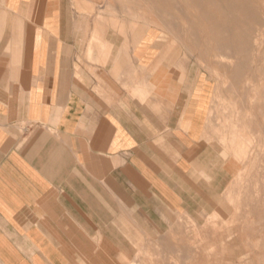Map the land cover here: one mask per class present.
Here are the masks:
<instances>
[{
  "label": "crops",
  "instance_id": "crops-1",
  "mask_svg": "<svg viewBox=\"0 0 264 264\" xmlns=\"http://www.w3.org/2000/svg\"><path fill=\"white\" fill-rule=\"evenodd\" d=\"M82 1L94 6L0 0V264H123L138 229L207 211L227 174L205 140L211 75L195 60L192 71L154 72L148 27L120 23L121 6L143 8L179 38L171 0L159 14L158 0H117L112 17ZM183 1L222 58L216 68L234 71L252 1ZM186 29L200 57V28ZM197 241L175 264L202 263Z\"/></svg>",
  "mask_w": 264,
  "mask_h": 264
},
{
  "label": "rangeland",
  "instance_id": "rangeland-1",
  "mask_svg": "<svg viewBox=\"0 0 264 264\" xmlns=\"http://www.w3.org/2000/svg\"><path fill=\"white\" fill-rule=\"evenodd\" d=\"M68 1L78 11L94 6L82 0ZM88 1L110 16L112 9L119 6L117 0ZM108 1L112 6L107 7ZM251 1L254 14L248 17L252 26L249 45L243 54L231 60L236 69L228 74L216 68L222 58L212 55L198 15L187 1L171 0L169 5L173 24L183 30L179 38L176 31L173 34L166 28L160 16L154 15L151 23L143 8L132 12L121 6V24L148 27L154 72H166L167 67L169 71H192L195 60V71L211 75L206 119V127L211 121L207 128L210 136L205 140L216 149L218 174L220 168L228 169L224 178H218L213 207L191 215L169 211L164 214L163 224L154 225L152 230L138 229L131 254L122 257L123 264H175L180 256L187 261L192 256L187 246L192 238L198 240L201 264L214 260L220 264H264V0ZM166 5L158 0L157 14ZM188 22L200 28L199 44L206 47L200 57L196 35L186 29Z\"/></svg>",
  "mask_w": 264,
  "mask_h": 264
},
{
  "label": "bare ground",
  "instance_id": "bare-ground-1",
  "mask_svg": "<svg viewBox=\"0 0 264 264\" xmlns=\"http://www.w3.org/2000/svg\"><path fill=\"white\" fill-rule=\"evenodd\" d=\"M228 1H229V0H228ZM246 1H247V0H246ZM204 2H205V1H204ZM204 2H203V4H204ZM215 3H216V2H215ZM232 3H233V2H232ZM227 4H228V3H227ZM240 4H241V3H240ZM204 5H205V4H204ZM230 5H231V4H230ZM201 6H202V5H201ZM211 6H212V5H211ZM233 6H234V5H233ZM151 7H152V6H151ZM205 7H206V6H205ZM205 7H204V8H205ZM210 8L213 9L212 7H210ZM221 8H222V6H221ZM230 8H231V7H230ZM232 8H233V7H232ZM214 9H215V8H214ZM216 9H217V8H216ZM222 9H223V8H222ZM224 9H225V8H224ZM209 10H210V9H209ZM217 10H218V9H217ZM211 11H212V10H211ZM211 11H210V12H211ZM225 11H226V10H225ZM202 12H204V11H202ZM219 12H220V10H219ZM222 12H223V11H222ZM233 12H234V11H233ZM217 13H218V12H217ZM217 13H216V11H215V13H214V11H213V14H217ZM223 13H227V12H223ZM228 13H229V12H228ZM228 13H227V14H228ZM242 13H244V12H242ZM202 14H203V13H202ZM206 14H207V13H206ZM211 14H212V13H211ZM211 14H210V15H211ZM221 14H222V13H221ZM210 15H209V16H210ZM219 15H220V14H219ZM228 15H229V14H228ZM241 15H242V14H241ZM243 15H244V14H243ZM205 16H206V15H205ZM234 16H235V15H234ZM245 16H246V15H245ZM245 16H244L243 18H246ZM248 16H249V15H248ZM202 17H203V16H202ZM213 17H214V16H213ZM213 17H212V19H213ZM218 17H219V16H218ZM229 17L232 18L231 16H229ZM203 18H204V17H203ZM205 18H206V17H205ZM214 18H215V17H214ZM224 18H225V17H224ZM240 18H242V16H241ZM216 19H217V17H216ZM221 19H222V18H221ZM232 19H233V18H232ZM246 19H248V18H246ZM210 20H211V17H210ZM210 20H209V21H210ZM219 20H220V19H219ZM222 20H223V19H222ZM224 20H225V19H224ZM224 20H223V21H224ZM228 20H229V18H228ZM236 20H237V19H236ZM214 21H215V20H214ZM210 22H211V21H210ZM210 22H209V23H210ZM221 22H222V21H221ZM211 23H213V20H212ZM217 23H218V22H217ZM219 23H220V22H219ZM237 23H239V22H237ZM215 24H216V23H215ZM220 24L222 25V23H220ZM210 25H211V24H210ZM212 25H213V24H212ZM212 25H211V26H212ZM229 25H230V24H229ZM244 25H245V24H244ZM245 26H246V25H245ZM209 27H210V26H209ZM242 27H244V26H242ZM245 28H246V27H245ZM245 28H244V29H245ZM210 29H211V28H210ZM214 29H215V28H214ZM216 29H217V28H216ZM211 30H213V29H211ZM218 30L220 31V29H218ZM232 30H233V28H232ZM221 31H222V30H221ZM191 32H192V31H191ZM211 32H212V31H211ZM231 32L233 33V31H231ZM189 33H190V32H189ZM205 33H206V32H205ZM190 34H191V33H190ZM192 34H193V33H192ZM210 35H211V33H210ZM214 35H215V34H214ZM226 35H227V34L225 33V36H226ZM234 35H235V34H234ZM236 35H237V34H236ZM238 35H239V32H238ZM220 36H221V35H220ZM220 36H219V37H220ZM223 37H224V36H223ZM220 38H221V37H220ZM239 39H240V38H238V40H239ZM241 39H243V38H241ZM241 39H240V40H241ZM224 42H225V41H224ZM237 42H238V41H237ZM224 44L226 45V43H224ZM221 45H222V44H221ZM240 46H241V45H240ZM215 47H216V46H215ZM232 47H233V46H232ZM242 47H244V46H242ZM247 47H248V46H246V48H247ZM223 48H224V47H223ZM228 49H231V48L228 47ZM214 50H215V49H214ZM214 50H213V51H214ZM237 50H238V49H237ZM217 51H219V50H217ZM242 52H243V51H242ZM224 53H225V51H224ZM235 53H236V52H235ZM229 54H230V53H229ZM229 54H227V55H229ZM235 55H236V54H235ZM239 55H240V54H239ZM216 56H218V54H217ZM232 56L234 57V55H232ZM235 57H236V56H235ZM235 57H234V58H235ZM229 58H230V57H229ZM230 61H231V59H230ZM230 63H231V62H230ZM224 64H225V63H224ZM236 64H237V63H236ZM221 65H222V64H221ZM227 65H228V64H227ZM223 66H225V65H223ZM229 71H230V70H229ZM240 76H241V75H240Z\"/></svg>",
  "mask_w": 264,
  "mask_h": 264
}]
</instances>
